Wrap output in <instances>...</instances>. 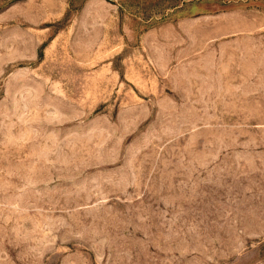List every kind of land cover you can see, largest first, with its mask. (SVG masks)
Segmentation results:
<instances>
[{"label": "rangeland", "instance_id": "374dc122", "mask_svg": "<svg viewBox=\"0 0 264 264\" xmlns=\"http://www.w3.org/2000/svg\"><path fill=\"white\" fill-rule=\"evenodd\" d=\"M0 264H264V0H0Z\"/></svg>", "mask_w": 264, "mask_h": 264}]
</instances>
